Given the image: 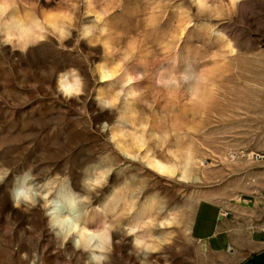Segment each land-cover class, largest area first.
Returning a JSON list of instances; mask_svg holds the SVG:
<instances>
[{"label": "rangeland", "instance_id": "1", "mask_svg": "<svg viewBox=\"0 0 264 264\" xmlns=\"http://www.w3.org/2000/svg\"><path fill=\"white\" fill-rule=\"evenodd\" d=\"M251 173L264 0H0V264H199L195 204Z\"/></svg>", "mask_w": 264, "mask_h": 264}, {"label": "crops", "instance_id": "2", "mask_svg": "<svg viewBox=\"0 0 264 264\" xmlns=\"http://www.w3.org/2000/svg\"><path fill=\"white\" fill-rule=\"evenodd\" d=\"M249 175L255 181L245 191L217 186L195 204L190 236L199 264H264V184Z\"/></svg>", "mask_w": 264, "mask_h": 264}, {"label": "bare ground", "instance_id": "3", "mask_svg": "<svg viewBox=\"0 0 264 264\" xmlns=\"http://www.w3.org/2000/svg\"><path fill=\"white\" fill-rule=\"evenodd\" d=\"M157 166L159 167V169H163L164 168V166L161 163H158ZM54 222H55V224L61 225V226L62 225L65 226L66 222H67V224H69V227H68L69 229L68 228L66 229L65 233L63 234V238H66V237H68L70 235H73V233H76L75 237H73V241L75 242L76 245H81L82 244V245L86 246L90 242L88 237H91V236H88L87 239L84 237V233L83 232L85 231V228L78 227L70 219H62L59 216V214H55L54 215Z\"/></svg>", "mask_w": 264, "mask_h": 264}]
</instances>
